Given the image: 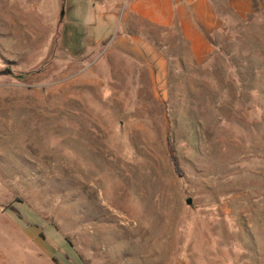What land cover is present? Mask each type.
<instances>
[{"label": "rangeland", "instance_id": "rangeland-1", "mask_svg": "<svg viewBox=\"0 0 264 264\" xmlns=\"http://www.w3.org/2000/svg\"><path fill=\"white\" fill-rule=\"evenodd\" d=\"M209 2L207 60L133 93L84 0H0V264H264V0Z\"/></svg>", "mask_w": 264, "mask_h": 264}, {"label": "crops", "instance_id": "crops-1", "mask_svg": "<svg viewBox=\"0 0 264 264\" xmlns=\"http://www.w3.org/2000/svg\"><path fill=\"white\" fill-rule=\"evenodd\" d=\"M84 7L95 75L127 92L143 91L145 71L150 90L164 92L171 62L197 65L213 52L219 19L209 0H84Z\"/></svg>", "mask_w": 264, "mask_h": 264}, {"label": "water", "instance_id": "water-1", "mask_svg": "<svg viewBox=\"0 0 264 264\" xmlns=\"http://www.w3.org/2000/svg\"><path fill=\"white\" fill-rule=\"evenodd\" d=\"M186 202H187L188 204H191V198H190V197L187 198V199H186Z\"/></svg>", "mask_w": 264, "mask_h": 264}]
</instances>
